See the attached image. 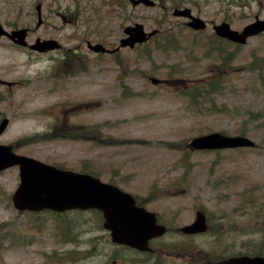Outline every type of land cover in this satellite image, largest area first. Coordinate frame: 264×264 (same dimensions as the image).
Here are the masks:
<instances>
[{"label":"rangeland","instance_id":"374dc122","mask_svg":"<svg viewBox=\"0 0 264 264\" xmlns=\"http://www.w3.org/2000/svg\"><path fill=\"white\" fill-rule=\"evenodd\" d=\"M155 1L153 6H132L126 0L81 1L79 21L67 31L103 36L115 45L129 23L162 30L167 42L173 41L171 48L163 47L158 38L138 49L121 48L112 58L126 64L127 83L115 81L110 60L97 57L91 79L51 88L44 69L27 73L20 53L0 49V68L5 69L0 75L10 81L22 79L11 89L0 86V118H9L0 143L13 144L18 153L49 164L95 172L136 194L172 227L204 211L211 223L204 236L213 255L220 246L218 256L226 257V244L234 253L261 250L264 78L251 69L250 61L264 58V33L243 45H225L212 25L227 21L241 29L255 16L264 18V0H188L194 6H183L208 22L201 31L172 15L175 4L187 0ZM219 47L225 52L217 51ZM222 52L230 56L226 66L217 54ZM78 101L95 102L93 109L66 117L70 132L62 134L57 127L61 121L54 115L59 107ZM42 108L54 109L52 115L36 111ZM87 124L94 125V140L83 130ZM212 131L244 135L255 145L190 149V138ZM18 183L17 166L0 171V264H105L108 234L96 212L18 211L11 200ZM172 234L176 233L169 232L163 241ZM89 246L94 252L85 254ZM88 255L92 258L86 259Z\"/></svg>","mask_w":264,"mask_h":264},{"label":"flooded vegetation","instance_id":"af4514ba","mask_svg":"<svg viewBox=\"0 0 264 264\" xmlns=\"http://www.w3.org/2000/svg\"><path fill=\"white\" fill-rule=\"evenodd\" d=\"M81 1L91 0H0V24L6 31L0 35V49L23 53L25 56L23 60L32 68L27 73L35 74L38 70L44 69L46 77L51 80V88H58L64 82H86L87 78L91 79L97 57H105L110 60L109 63L114 67L113 79L115 81L127 83L129 77L124 72L126 64L112 59L121 53V49L111 53L95 52L91 48V44H101L107 49H111L117 46L123 35L115 45H112L103 36L88 35V33L78 29L67 32L69 26L76 25L79 21L80 7L78 4ZM81 21L82 23L85 22L82 19ZM153 29L148 37V40L152 42L158 38V34H156L158 29ZM18 30L21 31L18 32ZM72 40L73 43L70 45L69 42ZM47 41L55 43L42 44ZM139 46L135 45L132 49H138ZM42 62L45 64L41 65ZM14 66L16 68L17 65L14 64ZM0 70L5 69L0 68ZM31 78L29 76L26 80ZM0 79L5 78L0 75ZM11 82L10 87L12 88L20 85L22 79H13ZM94 102L66 103L59 108L60 113L67 115L76 111L80 112L86 107L93 109ZM37 111L47 113L48 108L37 109ZM64 126L66 125H61V127ZM90 127L93 125L90 126L89 124V131ZM169 225H165L167 227L166 233L174 231L176 234H172L164 241L165 236L152 238L148 242L149 249L145 251L126 244L113 243L109 235L105 239L107 244V251L104 253L105 264H223L222 253L218 256L221 247L215 248L213 255L206 245L205 236L202 234H184L181 232V226L172 227ZM180 253H185V256H181ZM175 257L184 260V262L178 260V263H174ZM87 264H94V262L89 261Z\"/></svg>","mask_w":264,"mask_h":264},{"label":"water","instance_id":"95a60500","mask_svg":"<svg viewBox=\"0 0 264 264\" xmlns=\"http://www.w3.org/2000/svg\"><path fill=\"white\" fill-rule=\"evenodd\" d=\"M153 4L151 0H135V3ZM174 15L190 17L188 25L195 29L205 27L203 20L191 16L190 9H176ZM127 30V29H126ZM215 32L232 41L244 43L250 35L264 31V19L257 18L246 25L241 32L230 28L226 22L214 25ZM142 26L137 25L130 38L122 44L133 45L135 41L144 40ZM7 120L0 125V132ZM253 141L244 136H227L213 132L191 139L194 148H226L252 146ZM19 164L21 182L12 195L17 209L39 210L51 208L65 210L68 208L95 207L103 211L105 227L111 230L113 240L125 242L132 246L144 248L150 237L164 231L162 226L155 224L154 214L134 205L133 198L116 186L101 182L99 178L88 174L75 173L44 164L33 158L11 152V146L0 145V169ZM206 229L205 217L199 214L190 225L183 227L186 232H200ZM226 264H264L263 256H233L224 261Z\"/></svg>","mask_w":264,"mask_h":264},{"label":"trees","instance_id":"16d2710c","mask_svg":"<svg viewBox=\"0 0 264 264\" xmlns=\"http://www.w3.org/2000/svg\"><path fill=\"white\" fill-rule=\"evenodd\" d=\"M188 1V0H187ZM183 2V1H182ZM185 3H189L190 5H194L193 4V2L192 1H190V2H183V3H176L175 4V6H178V7H180V6H182L183 4H185ZM237 4V3H236ZM228 58H227V55H223V54H221L220 55V62H222L223 64H225V66L227 65V64H229V61L227 60ZM251 69L253 70V71H255V70H257V73L260 75V76H262V79L264 78V58L263 57H259V58H257V59H253L251 62ZM250 69V70H251ZM206 89V88H205ZM205 93H203V95H204ZM261 243L264 245V239L261 241ZM256 253H259V252H256Z\"/></svg>","mask_w":264,"mask_h":264}]
</instances>
